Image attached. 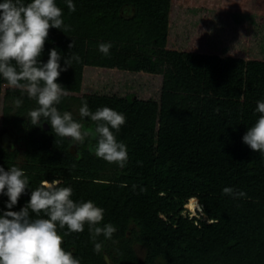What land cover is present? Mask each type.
Masks as SVG:
<instances>
[{"label": "trees", "instance_id": "obj_1", "mask_svg": "<svg viewBox=\"0 0 264 264\" xmlns=\"http://www.w3.org/2000/svg\"><path fill=\"white\" fill-rule=\"evenodd\" d=\"M21 2L27 4L30 0ZM73 3L76 9L98 14L120 6L131 10L132 5L139 3L143 12L157 22L150 24L153 31L159 32L163 23L162 0H73ZM72 28L94 34L85 24L74 23ZM108 34L122 39L126 31L113 26ZM166 59L177 70L180 68V73L190 74L200 83L201 92L211 98L208 109L180 118L169 114L178 96L173 89H163L160 100L137 98L133 93L117 98L95 93L68 94L57 107L61 112H71L74 119L80 120L78 109L82 101H87L93 112L109 107L125 116L126 123L116 136L130 153L128 162L120 168L97 158L94 151L86 156L83 151L95 144L94 140H86L80 146V157H75L77 161L84 155L89 157L84 160V168L73 173H53L37 168L36 152L27 141L22 165L14 161L17 148L0 143V167L7 170L15 165L29 177V189L11 210L19 211L30 199L31 190L44 180L57 181L61 187L70 186L71 198L76 202L91 200L103 208L100 226L111 223L117 231L110 240L97 238V242L104 243L102 253L93 251L87 224L82 233L64 237L62 246L72 251L81 264H264V189H249L246 196L235 198L223 194V177L216 180L214 189H209L204 187L206 178L195 174L197 165H206L212 159L200 145L201 137L210 135L230 147L239 171L255 168L264 177V154L253 152L242 140L260 115L255 113L257 101H264V60L185 52L177 56L167 54ZM137 64L135 57L127 60L130 67ZM4 107L9 114L16 110L9 103ZM157 115L161 125L153 139ZM226 118L231 119L235 128L233 137L229 127L218 125ZM81 123L88 126L91 121L85 118ZM46 125L50 131L51 126L47 122ZM14 126L18 127V123ZM34 136L24 130L23 139L34 143ZM153 141L152 149L146 144ZM61 144L58 139L60 147ZM62 153L67 157L66 165H70V159L75 158L65 147ZM205 169L209 171L208 167ZM219 170L222 173V168ZM199 182L203 186H197ZM197 199L202 208L191 214L187 200L196 207ZM6 202L7 197L0 195V215L8 210ZM64 231L67 227H58L59 234ZM137 245L144 248L142 255Z\"/></svg>", "mask_w": 264, "mask_h": 264}, {"label": "rangeland", "instance_id": "obj_2", "mask_svg": "<svg viewBox=\"0 0 264 264\" xmlns=\"http://www.w3.org/2000/svg\"><path fill=\"white\" fill-rule=\"evenodd\" d=\"M162 1L165 3L160 17L164 24H159L160 31L155 32L150 24L157 22L143 12L139 3L134 4L136 8L132 5L131 10L120 6L109 13L98 14L77 8L70 13L66 3L56 0L68 30H49L40 59L46 62L52 48H56L62 58H71L74 54L80 57V62L72 60L71 67L62 72L57 81L70 95L95 93L117 98L133 93L137 98L160 100L163 89H173L178 96L169 114L180 118L186 117L189 112L202 113L210 107L211 98L201 92L200 83L190 74L180 73V68L177 70L166 59V55L177 56L178 53L185 52L264 60V0ZM74 23L85 24L94 30V34L75 31L72 28ZM113 26L124 29L126 36L122 39L110 37L108 31ZM72 43L74 46L70 49L69 45ZM101 43L112 45L107 56L99 51ZM130 57L137 59L136 67L127 65ZM60 63L63 67V59ZM14 98L22 99L23 104L13 114H9L4 106L8 103L14 106ZM36 107V102L29 99L26 93L7 87L6 81L0 77V142L4 137L12 139L8 147H16L18 151L14 161L18 165L25 162L27 141L36 152L37 168L40 171L73 173L83 169L84 160L89 159L86 156L93 151L92 146L83 151L86 156L78 161L75 157L80 151L73 148L75 153L71 155L75 159H70L71 164L66 165L67 157L62 153V147L73 146L71 139L57 136L52 129L49 131L43 120L40 126H33L28 113ZM158 119L157 115L151 136H154L153 139L155 131L161 125ZM14 123H18V127ZM218 125L229 127L232 137L236 135L231 119L219 121ZM213 128L214 126H210V129ZM24 130L34 133V143L23 139ZM58 139H61V147ZM153 144L154 141L146 145H151L153 149ZM200 145L206 153L212 155L206 165L196 166L195 174L206 178L204 187L214 189L216 180L223 177V189L231 187L236 192L243 191L246 194L249 189H264V177L255 168L248 167L239 171L230 147L224 146L220 139L204 136L201 137ZM127 153L129 157L130 153ZM219 168H222V173ZM197 186L203 184L199 182ZM186 205L191 214L202 208L198 202L196 207L190 206L188 200ZM136 248L139 255L144 253L142 246L137 245ZM105 257L109 261L106 254Z\"/></svg>", "mask_w": 264, "mask_h": 264}, {"label": "clouds", "instance_id": "obj_3", "mask_svg": "<svg viewBox=\"0 0 264 264\" xmlns=\"http://www.w3.org/2000/svg\"><path fill=\"white\" fill-rule=\"evenodd\" d=\"M66 4L70 13L76 11L73 0H66ZM62 16L56 0H30L27 4L21 0L0 2V77L7 87L21 90L36 102L37 107L28 113L33 126H40L43 120L57 136L70 138L75 147L94 140L92 150L97 158L123 168L128 162L127 147L116 136L126 123L122 113L109 107L93 112L87 101H82L78 109L80 120L74 119L69 111L58 110L57 105L68 91L57 81L71 67L72 60L80 62V57L74 54L71 58H62L56 48L49 51L46 62L40 57L50 29L68 30ZM73 46L72 43L69 48ZM111 47L110 43H101L99 51L107 56ZM12 103L19 108L23 100L14 98ZM255 113L260 115L242 140L253 152L264 154V101H257ZM85 118L91 121L90 125L81 123ZM76 155L78 158L79 153ZM58 184L41 181L39 187L31 190L28 202L19 211H13L29 189V177L15 165L7 170L0 167V195L7 197L5 208L8 209L0 215V264H81L62 245L65 236L82 233L85 224L94 244L93 251L102 253L104 243L97 242V238L112 239L116 227L111 223L100 226L104 209L91 200L74 201L72 188ZM223 194L235 198L246 196L231 187H225ZM58 227H67V231L61 235Z\"/></svg>", "mask_w": 264, "mask_h": 264}, {"label": "flooded vegetation", "instance_id": "obj_4", "mask_svg": "<svg viewBox=\"0 0 264 264\" xmlns=\"http://www.w3.org/2000/svg\"><path fill=\"white\" fill-rule=\"evenodd\" d=\"M11 137H13V136H11ZM12 142V139L11 138H9V139H6L5 137H4V139H3V141H1L0 143H2V144H5V145H7V146H9L10 145V143ZM80 146L81 145H79V146H77V147H75V146H65V150H67L70 154L72 153V152H74L73 150V148H75L76 149V151L77 152H79L80 151ZM75 153V152H74ZM73 153V154H74Z\"/></svg>", "mask_w": 264, "mask_h": 264}]
</instances>
